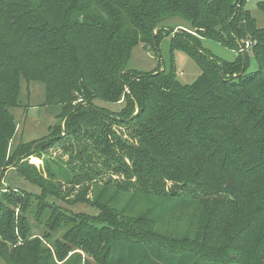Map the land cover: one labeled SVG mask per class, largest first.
<instances>
[{
  "label": "trees",
  "instance_id": "trees-1",
  "mask_svg": "<svg viewBox=\"0 0 264 264\" xmlns=\"http://www.w3.org/2000/svg\"><path fill=\"white\" fill-rule=\"evenodd\" d=\"M247 1L0 0V181L16 167L41 189L0 200L5 264H264V28ZM258 7L264 11V0ZM173 32L171 50L191 52L202 69L194 83L183 85L173 69L127 70L140 42ZM204 39L238 57L208 58ZM248 43L254 74L246 73ZM23 80L45 85L44 106L60 107L67 134L108 154L126 178L121 187L93 201L87 192L71 196L54 172L28 161L61 133L11 148ZM122 99L120 112L97 104ZM50 197L100 213H73ZM33 200L30 213L50 230L42 237L26 216Z\"/></svg>",
  "mask_w": 264,
  "mask_h": 264
},
{
  "label": "rangeland",
  "instance_id": "rangeland-1",
  "mask_svg": "<svg viewBox=\"0 0 264 264\" xmlns=\"http://www.w3.org/2000/svg\"><path fill=\"white\" fill-rule=\"evenodd\" d=\"M259 2L260 0H248L246 8L256 19L257 26L264 28V11L259 9ZM178 24H182L181 21L175 23V25ZM174 35V32L172 34L167 33L160 37L158 41L140 42L133 51L127 70L138 71L140 74H152L158 71L165 72V70L166 72H171L173 69L177 79L183 85L194 83L201 75L202 69L191 52L171 50L170 42ZM249 44L251 45V43ZM250 45H246V49L250 52V65L246 73L254 74L258 70L259 64L250 51ZM200 52L208 58L213 56L215 59L226 62H233L238 57V51L229 49L221 43L210 39L202 41V51L200 50ZM45 95L46 89L43 83L22 81L19 98L20 106L11 110L17 122V131L11 142V148L14 149L22 143L36 142L43 139L50 140L56 134L59 135L61 133L62 138H60L59 142L49 149L41 151L40 158L37 155H31L28 161L41 169L46 170L48 168L54 172L57 179L63 183L64 188L70 190L71 196L87 192V198L93 201L97 192L99 193L103 189L114 193L117 186L121 187L123 185L122 182L126 181L124 174L116 172L113 168V163L108 165L112 160L107 159L108 154L99 153L97 148L93 147L92 140L86 141L83 136L67 134L65 127L66 118H64V115L58 116L61 113L60 107L44 106ZM97 104L112 112H120L125 105L124 99L116 104L99 101ZM117 130L130 144L137 143V137L135 138L132 129L119 127ZM64 136H66V139H64ZM126 162L131 165L128 159H126ZM45 172L47 173V171ZM45 172L44 174H46ZM63 174H66L76 186L70 187V184L65 182ZM171 184L169 183L168 186L170 187ZM14 190H25L35 195L41 194V189L26 181L16 167H10L0 181V200H4L3 196L12 193ZM129 197L120 199L122 200L120 203L121 207L126 205ZM47 202L50 204L55 203L64 210H69L73 213H85L90 216H97L100 213L97 207L88 203L68 204L66 201H61L54 197L47 198ZM36 207L37 201L33 200L26 216L30 219L32 234L42 237L50 230L44 227V223L36 221L30 213L31 209ZM142 207L143 205L139 203L136 208L140 209ZM59 210L57 209V212ZM60 212H63V210ZM46 218L47 215H43V219L46 220ZM50 234L54 238H60L62 235L53 231ZM83 256L86 257V255ZM0 264H4L1 258Z\"/></svg>",
  "mask_w": 264,
  "mask_h": 264
},
{
  "label": "built area",
  "instance_id": "built-area-1",
  "mask_svg": "<svg viewBox=\"0 0 264 264\" xmlns=\"http://www.w3.org/2000/svg\"><path fill=\"white\" fill-rule=\"evenodd\" d=\"M250 45L249 43L247 44V46ZM243 51V50H242Z\"/></svg>",
  "mask_w": 264,
  "mask_h": 264
},
{
  "label": "crops",
  "instance_id": "crops-1",
  "mask_svg": "<svg viewBox=\"0 0 264 264\" xmlns=\"http://www.w3.org/2000/svg\"><path fill=\"white\" fill-rule=\"evenodd\" d=\"M2 262L5 264V262L2 260Z\"/></svg>",
  "mask_w": 264,
  "mask_h": 264
}]
</instances>
